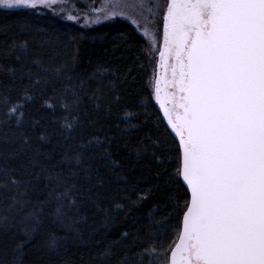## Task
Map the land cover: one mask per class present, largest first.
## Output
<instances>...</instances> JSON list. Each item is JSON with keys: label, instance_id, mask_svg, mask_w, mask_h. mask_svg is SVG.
<instances>
[{"label": "trees", "instance_id": "1", "mask_svg": "<svg viewBox=\"0 0 264 264\" xmlns=\"http://www.w3.org/2000/svg\"><path fill=\"white\" fill-rule=\"evenodd\" d=\"M85 30L0 9V264H165L177 240L178 144L153 97L148 45L123 21ZM89 140L79 165L68 159ZM73 185L69 208L57 197Z\"/></svg>", "mask_w": 264, "mask_h": 264}, {"label": "snow or ice", "instance_id": "2", "mask_svg": "<svg viewBox=\"0 0 264 264\" xmlns=\"http://www.w3.org/2000/svg\"><path fill=\"white\" fill-rule=\"evenodd\" d=\"M56 2L0 0V9ZM122 3L113 0L111 6ZM148 8L143 21L131 22L150 27L162 15V43L147 30L145 36L155 42L156 68L164 72L154 78L156 100L161 102V85L171 90L170 107L161 102V108L178 140L173 178L185 193L177 240L164 253L165 264H264V0H148ZM116 14L109 11L104 18ZM21 107L18 101L9 111ZM93 139L111 161L108 148ZM92 148L89 140L68 159L79 165ZM85 177L90 178L87 171ZM74 187L57 197L69 208L76 206ZM56 214H64L63 206ZM38 226L37 219L26 235Z\"/></svg>", "mask_w": 264, "mask_h": 264}, {"label": "rangeland", "instance_id": "3", "mask_svg": "<svg viewBox=\"0 0 264 264\" xmlns=\"http://www.w3.org/2000/svg\"><path fill=\"white\" fill-rule=\"evenodd\" d=\"M112 3L113 0H57L55 6H44L37 9L27 10L42 12L52 18L77 25L83 30L86 29L85 31H88L89 28H93L94 26H101L114 21H123L130 24L148 45V58L151 66L152 93L154 99L156 100L154 92V78L157 72H160V69L156 68L159 55L158 49L154 47L155 42L145 36V30L156 35L158 43H162V15H158L152 19L150 27L147 25L137 27V25L133 24L131 20L133 18H139L143 21V18L148 16V0H123V3L119 7H112ZM159 3L165 4V0H159ZM141 4H143V7H141ZM109 11H115L117 14L105 19L104 17ZM120 13H123V15ZM70 16L75 17V19H69ZM150 48L153 49L152 52H149ZM156 103H158L157 100Z\"/></svg>", "mask_w": 264, "mask_h": 264}, {"label": "flooded vegetation", "instance_id": "4", "mask_svg": "<svg viewBox=\"0 0 264 264\" xmlns=\"http://www.w3.org/2000/svg\"><path fill=\"white\" fill-rule=\"evenodd\" d=\"M159 74H160L161 76H163L164 72H163V69H162V68L160 69ZM161 89H162V90H161V93H160L161 102L165 103L166 106H169V107H170V105L167 104L166 91H171V90H165L164 87H163V85H161ZM157 102H158V101H157ZM161 102H158L157 104H158V108H159V104H160V110H163V109L161 108Z\"/></svg>", "mask_w": 264, "mask_h": 264}, {"label": "water", "instance_id": "5", "mask_svg": "<svg viewBox=\"0 0 264 264\" xmlns=\"http://www.w3.org/2000/svg\"><path fill=\"white\" fill-rule=\"evenodd\" d=\"M158 109H159V111H160V113H161V115H162V118H163L164 122L166 123V125H167V127H168L170 133L172 134L173 138L175 139V141H176L177 144H178V140L175 138V134L172 132L171 128L168 126L167 120L165 119L164 111H163V110H160V104H159V108H158ZM174 246H175V245H174Z\"/></svg>", "mask_w": 264, "mask_h": 264}]
</instances>
